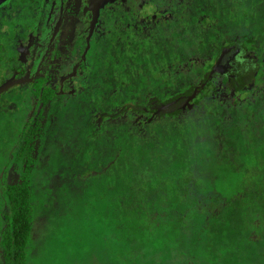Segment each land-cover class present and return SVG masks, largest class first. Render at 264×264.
I'll return each instance as SVG.
<instances>
[{
  "label": "flooded vegetation",
  "instance_id": "1",
  "mask_svg": "<svg viewBox=\"0 0 264 264\" xmlns=\"http://www.w3.org/2000/svg\"><path fill=\"white\" fill-rule=\"evenodd\" d=\"M235 1H256L245 7L264 17V0ZM206 32L213 52L189 55V44H203ZM231 34L232 0H0V87L5 84L0 89V223L4 191L22 174L15 152L24 132L33 140L28 182L35 210L34 182L42 185L40 177L46 175V186L54 192L56 187V195L58 183L67 182L58 176L62 146L55 138L65 122L83 130L89 126L92 134L126 116L150 123L197 106L225 111L264 98V35L249 40ZM167 47L176 48L171 60L165 57ZM97 56H110L109 77L94 66ZM119 76L142 84L143 96L117 83ZM165 77L176 81L173 87L158 84ZM45 94L54 99L51 105ZM97 95L104 103L100 109L88 103ZM109 96L119 102L111 109ZM94 160L83 161L79 171L96 172L90 168ZM53 176L57 185L51 188ZM256 252L260 256L249 254L250 260L264 264V248ZM33 253L30 247L24 264ZM177 264L198 262L192 254Z\"/></svg>",
  "mask_w": 264,
  "mask_h": 264
},
{
  "label": "trees",
  "instance_id": "2",
  "mask_svg": "<svg viewBox=\"0 0 264 264\" xmlns=\"http://www.w3.org/2000/svg\"><path fill=\"white\" fill-rule=\"evenodd\" d=\"M245 4L252 7L258 3L232 0L231 36L259 39L264 35V17L256 16V8L247 11ZM203 36L205 45L189 44V55L201 58L213 52L206 45L211 35L206 32ZM175 50L167 47L165 57L173 56ZM94 59V66L104 68L106 76L110 74V56L107 60L104 56ZM166 78L158 84L173 87L176 81ZM115 80L143 96L142 84L127 77L125 81L123 76ZM45 97L51 105L54 99L47 94ZM117 98L108 97L109 109L119 103ZM101 100L97 95L88 103L100 109L104 106ZM130 119L110 120L106 131L93 130L92 134L88 124L85 130L66 122L61 132L56 128L55 138L62 146L58 158L64 156V161H58V176H66L67 189L58 188L62 196L49 213L84 227L86 212L95 208L92 218L104 222L105 243L133 248L134 253L139 249L141 258L153 259L146 261L149 264H177L192 254L196 260L194 253L200 250L207 253L203 255L205 264H214L211 257L224 256L223 245L229 234L232 247L234 242L238 247L243 242L253 244L252 259L260 256L256 251L264 248V98L225 111L197 106L150 123ZM32 141L27 132L19 135L15 160L22 174L4 191L0 264H24L36 237L34 225L39 220L34 215L28 182L33 168ZM91 157L95 160L90 168L96 172H77L74 166L89 162ZM54 190L56 193V187ZM99 259L104 261L105 257ZM88 261L83 260V264H93Z\"/></svg>",
  "mask_w": 264,
  "mask_h": 264
},
{
  "label": "rangeland",
  "instance_id": "3",
  "mask_svg": "<svg viewBox=\"0 0 264 264\" xmlns=\"http://www.w3.org/2000/svg\"><path fill=\"white\" fill-rule=\"evenodd\" d=\"M168 58H173V56H168ZM61 150V149H60ZM60 155V152L58 153ZM60 156L61 161H64ZM1 158V156H0ZM83 161L78 162L74 168L79 171L82 169ZM44 167H48L44 164ZM41 173H37V176H40ZM36 177L34 179H36ZM56 176H53L51 188L55 187ZM62 179V178H60ZM41 184L37 186L34 182L33 188V201L36 203L35 212L36 219L39 220L35 228H39L40 233L34 238V240L29 245V248L34 249V253L31 256H28V264H83V260L91 259L94 254L96 257L95 262L93 259L89 260V263L93 264H149L146 261H153V259L148 257L139 256V249L136 252H133V248H120L119 245L111 243L108 246V243H105L104 238V222L101 221V218H92L95 208L91 209L90 213L86 212L87 222L86 226L81 227L71 225L67 223V218L55 216L50 214L53 208H57V200L60 199L62 195H56L50 187L46 186L48 183L46 175L40 177ZM59 186L67 189V182L63 179L62 182L58 183ZM53 191V192H52ZM75 196V195H74ZM59 203V202H58ZM85 212L81 216L84 217ZM46 215L44 218L43 216ZM90 220V221H89ZM230 237V238H229ZM104 239V240H103ZM36 240V241H35ZM35 241V242H34ZM235 243V242H234ZM233 243L232 247V234H229L227 241H225L223 254L224 256H217L215 259L211 257L214 264H256V262L251 261L249 254L253 251V244L243 242L239 247ZM107 244V246H106ZM221 254L220 252H218ZM196 260L198 264H205L204 256L207 253H202L196 251ZM111 255V259H108L107 256ZM203 256V258L201 257ZM100 256L105 257L104 261L99 259ZM88 264V263H87ZM152 264V263H151Z\"/></svg>",
  "mask_w": 264,
  "mask_h": 264
},
{
  "label": "water",
  "instance_id": "4",
  "mask_svg": "<svg viewBox=\"0 0 264 264\" xmlns=\"http://www.w3.org/2000/svg\"><path fill=\"white\" fill-rule=\"evenodd\" d=\"M4 86H5V84H4V85H2V86L0 87V89H2ZM166 108H167V107H166ZM168 109H170V108L168 107Z\"/></svg>",
  "mask_w": 264,
  "mask_h": 264
}]
</instances>
